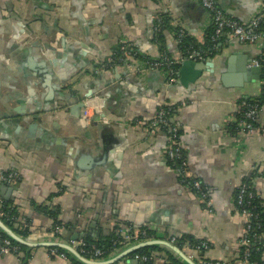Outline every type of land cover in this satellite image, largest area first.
<instances>
[{"label":"crops","instance_id":"0c3cea01","mask_svg":"<svg viewBox=\"0 0 264 264\" xmlns=\"http://www.w3.org/2000/svg\"><path fill=\"white\" fill-rule=\"evenodd\" d=\"M263 1L217 4L244 22ZM163 14L172 17V29L204 42L210 19L198 0H0V173L18 176L13 185L0 182V208L10 204L17 223L9 227L0 220L22 239L58 241L78 252L80 241L121 237L131 227L163 240L189 235L207 244L206 260L244 264V220L234 193L249 184L264 205V174L252 175L264 167V137H246L240 152L225 135L224 122L237 99L260 96V70L258 78L250 72L260 52L237 40L219 43L209 59L212 69L186 87L180 74L168 86L162 73L132 74L125 58L107 64L122 42L150 57L162 47L178 57L174 33L162 31L163 45L157 40L155 25ZM86 96L92 124L83 128L78 105ZM160 106L174 108L171 123L210 210L184 188L166 159L167 134L147 130ZM257 121L264 123V107ZM24 248L27 261L0 255V264H81L73 256L51 257L48 248ZM168 255L155 252L149 264H164ZM133 260L115 264L142 262Z\"/></svg>","mask_w":264,"mask_h":264},{"label":"built area","instance_id":"2783aa9c","mask_svg":"<svg viewBox=\"0 0 264 264\" xmlns=\"http://www.w3.org/2000/svg\"><path fill=\"white\" fill-rule=\"evenodd\" d=\"M201 6L207 11L210 25L214 27V41L218 39L223 40V42H228L230 40H237L243 44H249L256 46L260 52L259 56L253 61V66L259 70L264 69V31L258 30L259 25L264 22V1L262 2L260 12L252 19L244 22H238L230 17H228L223 10L218 6L217 0H198ZM170 26L172 23V17L170 16ZM157 23L155 25V31L157 37L164 30L166 25H163L162 18H157ZM184 30L179 31V33H174L178 42H181L184 34ZM216 51L217 48H214ZM121 58H125L129 61V70L132 74L140 76L147 72L159 71L163 74L165 81L168 86L175 85L178 82L179 71L176 67L185 61H192L195 63L205 62L211 58H208L209 53L205 50L187 48L184 51H180L178 57H171L165 52H160L158 57H150L142 53L137 47L127 42H122L120 45ZM117 59L113 57L107 62L108 65L113 64ZM261 89V94L264 95V91ZM264 107L259 106L257 103L247 104L241 99H237L234 102L233 110L231 114L225 119L224 122V133L230 138L234 146L237 147L240 152L242 151V143L246 137L250 135H260L264 137V123H259L257 121V115L260 113L261 109ZM170 108V107H168ZM169 112L161 108L157 111L156 116L149 123L147 130L150 133L161 130L162 125L167 128L168 144L165 149V157L170 161L178 174L181 177V183L189 191H194V195L198 198L205 209L210 210L211 202L208 198V194L204 191L201 182L189 171L188 160L185 157L182 148L177 141V128L175 125L168 124L167 118ZM79 123L81 127L87 128L92 124V116L89 110L86 108L80 112ZM138 122L136 121V125ZM138 126V125H137ZM234 127L235 133L231 134L229 127ZM264 173V167H259L254 170L252 175L254 177L260 176ZM18 176L15 173H0V182L7 185H13L17 183ZM249 184L241 186L235 196L234 204L236 206V211L244 220V233L240 240V246L242 248V259L244 264H250V248L253 246L252 239L260 238L263 239V235L251 234L252 231V221L256 218L252 212L249 211L250 206L255 199L260 198L257 193L253 192L249 187ZM256 227L259 228V224L256 223ZM52 233L59 237L61 235V229L55 227L52 229ZM121 239L123 245H130L138 243L140 241H147L156 239L157 237L146 230L134 231L133 228L128 227L125 231H121ZM170 243L176 245V238H171L168 240ZM78 253L86 258L88 256L91 260H102L104 251L95 246H89L86 242L80 241L78 244ZM177 246V245H176ZM208 248L206 243L201 242L200 245L192 247L190 249L182 250L187 256L199 264H220L217 262H211L205 259L204 252ZM58 248H48V255L51 257L60 258L63 260L68 259V256L64 252H59ZM0 255H14L18 258H22L23 255L19 248L12 244L10 239L0 238ZM136 260L142 262L148 261L147 257L135 255Z\"/></svg>","mask_w":264,"mask_h":264},{"label":"trees","instance_id":"16d2710c","mask_svg":"<svg viewBox=\"0 0 264 264\" xmlns=\"http://www.w3.org/2000/svg\"><path fill=\"white\" fill-rule=\"evenodd\" d=\"M159 17L162 18L163 25L164 26L166 25V27H164L163 31H170L172 33L178 34L179 31L182 30L179 27H176L175 29H172V27H170V23H169L170 22V18H169L170 16L169 15L163 14V15H159ZM208 28L209 29H207V32H206L205 37H204V42L202 44L199 43L198 41H196L192 36H188L186 33H184L185 35L183 36L181 42H179V44H178L180 51L182 52V51H184V49H187V48L205 50L209 53L208 58H212L216 54V51H213V49L216 48L219 45V43H222L223 40L220 39L218 41V39H217L216 41H214V27L212 25H210ZM258 30L264 31V22L259 25ZM157 40L159 41L160 44L163 45L162 32L160 33ZM163 48L164 47H162V52L164 51ZM119 50H120V47H118V52L116 53V55L113 56V59L118 60L119 58H121V56L119 54ZM168 55L170 56V54H168ZM263 59H264V57H263ZM263 67H264V64H263ZM179 68L180 67H176V70L179 71ZM260 80L262 82V88H263L262 91H264V69L260 70ZM241 100H243L244 102H246L249 105L254 104V103H257L259 106L264 105V95H260L259 97L254 98V99L242 98ZM168 107H170V106H160V107H158L157 111H159L161 108L165 109L167 112L170 111L169 116L167 118V122H168V124L170 123V125H171L172 124L171 118H173V116L175 115V112H173V110H174L173 107H170V108H168ZM148 126L149 125H147V127ZM229 129H230L231 134L235 133L233 126L229 127ZM158 131H162V132L167 133L166 132L167 128L162 125V129L158 130ZM177 141H178V131H177ZM168 162L170 163V165L172 167H174L170 161H168ZM250 178H252V177L250 176L249 179ZM180 179H181V177H180ZM245 184L246 183H244L243 185H245ZM249 187L251 188V190L253 192L257 193V190L254 187H251V186H249ZM238 189H236V192L234 193L235 196H236ZM192 192H194V191H192ZM235 196H234V199H235ZM249 211L252 212L254 215H256V218L252 221L251 234L263 235L264 234V205H263L261 198L255 199L253 201L252 206H250V208H249ZM49 213H50V216L53 215L52 211H50ZM17 217H18L17 212L15 211V209L10 204L4 203L2 205V207L0 208V219L9 227H13V225L15 223H17ZM256 223L259 224V228L256 227ZM54 225L60 227L61 224L55 223ZM13 230L15 232H19L17 229H13ZM23 232H27V231L25 229H23ZM22 235H26V234L23 233ZM0 238L1 239H8L1 232H0ZM84 242H86L89 246H95L97 248L102 249L105 252L102 259H107L109 257L110 253H112L114 250H117L118 248L124 246L121 243L122 242L121 237H119L117 234H111L109 236H105L104 238H102L100 240V242L95 243V244H93L87 240H84ZM252 242H253V246L250 248L251 250H250V257H249L250 264H264V259H263L264 239H261V237L256 238V239H252ZM200 243L201 242H198V240L194 239L193 237H191L189 235H182L181 237L176 239V245L181 250H185L186 248L190 249L192 247H196V246L200 245ZM12 244L19 248L20 252L24 256L25 261H27V258H29L30 256L25 255L26 249L23 246L15 243L13 241H12ZM57 250H59V252H64L68 256V258L69 257L73 258L72 255H70L68 252L61 250V249H57ZM161 250L162 249L157 247V246L146 247V248H143V249L137 251L134 254V256L137 255V256L147 257L148 258L147 263L149 264V263H152L153 254L155 252H159ZM202 251L205 252V250H202ZM86 258H89V257L86 256ZM241 259H242V254H241ZM164 264H182V263H180V262H178V260L174 259V256L168 255V259L164 262Z\"/></svg>","mask_w":264,"mask_h":264},{"label":"water","instance_id":"95a60500","mask_svg":"<svg viewBox=\"0 0 264 264\" xmlns=\"http://www.w3.org/2000/svg\"><path fill=\"white\" fill-rule=\"evenodd\" d=\"M206 67L212 69L213 64L211 60L205 61V62H200V63H195L192 61H185L180 65L179 68V74H180V83L184 87L188 86V83L194 82L196 78L199 77L200 72L203 71ZM153 72H158L159 71H153ZM253 75L254 78H258L256 76V72H258V68H254L250 71ZM250 81V80H248ZM90 96H86L78 105V109L81 112L82 109L85 107V101L89 98ZM73 114H76V110H72ZM19 186L15 185L14 188L17 189ZM0 232L5 235L8 239L11 241L24 246L28 248H58L61 250H64L68 252L70 255H72L76 260L81 263V264H115L121 259L127 257V256H132L134 255L137 251L146 248V247H151V246H157L165 251H167L169 254L173 255L178 259V261L182 264H197L194 260L190 259L187 254L182 251L180 248H178L176 245L170 243L168 240H163V239H152V240H147V241H140L138 243L130 244L126 250L122 251L118 255H116L113 258L107 259V260H91L82 257L76 250H74L72 247L65 245L61 242H43V243H35L32 244L18 235H16L10 228H8L1 220H0ZM134 262L138 263V261L133 260ZM139 264H142V262H139Z\"/></svg>","mask_w":264,"mask_h":264}]
</instances>
